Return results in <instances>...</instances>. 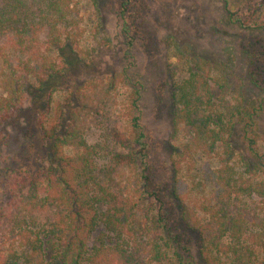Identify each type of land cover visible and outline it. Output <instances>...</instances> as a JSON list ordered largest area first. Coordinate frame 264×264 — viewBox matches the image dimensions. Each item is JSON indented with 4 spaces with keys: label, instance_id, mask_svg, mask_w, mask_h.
I'll list each match as a JSON object with an SVG mask.
<instances>
[{
    "label": "trees",
    "instance_id": "trees-1",
    "mask_svg": "<svg viewBox=\"0 0 264 264\" xmlns=\"http://www.w3.org/2000/svg\"><path fill=\"white\" fill-rule=\"evenodd\" d=\"M135 1H124L122 17ZM79 14L75 0H1L0 120L27 99L32 82L43 87L64 75V48L81 50ZM123 26L130 36L131 26ZM256 29L264 31V24ZM190 64L172 95L175 136L181 138L175 164L203 154L216 167L205 166L212 188L205 201L180 186L172 192L179 220L195 235L203 264H264V129L255 118L258 110L241 101L244 83L226 65L202 56ZM141 90L126 69L79 84L67 106L44 116L51 165L19 177L22 191L1 210L0 264H195L179 248L172 252L177 239L152 224L149 204L156 193L143 168L148 154ZM94 126L107 132L106 145L87 142ZM238 126L250 160L234 146ZM100 225L106 233L92 246Z\"/></svg>",
    "mask_w": 264,
    "mask_h": 264
},
{
    "label": "rangeland",
    "instance_id": "rangeland-1",
    "mask_svg": "<svg viewBox=\"0 0 264 264\" xmlns=\"http://www.w3.org/2000/svg\"><path fill=\"white\" fill-rule=\"evenodd\" d=\"M75 1L82 29L81 50L76 53L72 47L64 48L68 64L64 75L51 79L43 87L32 82L27 87L30 91L27 99L1 117L0 212L22 191L19 177H30L51 165L42 128L44 116L59 105L67 106L70 90L79 84L127 69L142 89L139 115L148 154L143 168L151 177V193H156L149 204L152 224L164 236L171 234L177 239L171 245L172 252L177 247L187 260L203 264L195 235L189 234L179 220L172 192L180 186L191 198L205 201L212 193L204 179L205 166L216 164L209 157L196 154L192 160L176 166L181 138L175 136L173 126V89L188 77L194 56L224 64L243 81L240 99L257 108L255 118L263 130L264 31L256 27L264 24V0H136L125 18L122 17L125 0ZM235 19L252 28L241 29L233 22ZM125 22L131 26L130 36L123 30ZM93 45L96 49L88 55ZM1 67L0 57V70ZM213 88L219 93L217 86ZM228 99L235 102L234 95ZM120 112L125 113L123 106ZM241 137L242 127L238 126L234 146L250 160L249 154L243 152ZM107 138L101 127L94 126L86 133L90 145L104 146ZM103 233L106 229L100 225L92 236V246L98 244ZM48 254L50 257L53 254L50 246Z\"/></svg>",
    "mask_w": 264,
    "mask_h": 264
}]
</instances>
